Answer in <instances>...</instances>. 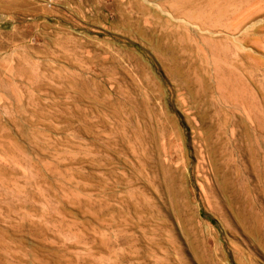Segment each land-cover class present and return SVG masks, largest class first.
<instances>
[{"label": "rangeland", "instance_id": "obj_1", "mask_svg": "<svg viewBox=\"0 0 264 264\" xmlns=\"http://www.w3.org/2000/svg\"><path fill=\"white\" fill-rule=\"evenodd\" d=\"M29 11L0 22V264H264V0Z\"/></svg>", "mask_w": 264, "mask_h": 264}, {"label": "crops", "instance_id": "obj_2", "mask_svg": "<svg viewBox=\"0 0 264 264\" xmlns=\"http://www.w3.org/2000/svg\"><path fill=\"white\" fill-rule=\"evenodd\" d=\"M41 5L40 0H0V22L11 24L19 15L25 14L27 9L35 16L40 15Z\"/></svg>", "mask_w": 264, "mask_h": 264}, {"label": "built area", "instance_id": "obj_3", "mask_svg": "<svg viewBox=\"0 0 264 264\" xmlns=\"http://www.w3.org/2000/svg\"><path fill=\"white\" fill-rule=\"evenodd\" d=\"M59 1H61V0H42V3L47 9H51V8L55 7V5Z\"/></svg>", "mask_w": 264, "mask_h": 264}, {"label": "bare ground", "instance_id": "obj_4", "mask_svg": "<svg viewBox=\"0 0 264 264\" xmlns=\"http://www.w3.org/2000/svg\"><path fill=\"white\" fill-rule=\"evenodd\" d=\"M186 5V4H185ZM192 6V5H191ZM191 8V7H190ZM187 10H188V7H187ZM190 10V9H189ZM188 14H190V13H188ZM188 14H187V16H188ZM194 17V16H193ZM197 21V20H196ZM201 22V21H200ZM200 22H198L197 24H200ZM207 25V24H206ZM200 26V25H199ZM205 27V26H204ZM208 29V28H207ZM206 30V29H205ZM203 31H204V28H203ZM229 186V185H228ZM237 195V194H236Z\"/></svg>", "mask_w": 264, "mask_h": 264}]
</instances>
